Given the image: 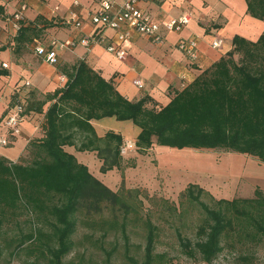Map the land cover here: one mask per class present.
Instances as JSON below:
<instances>
[{
  "label": "trees",
  "instance_id": "obj_1",
  "mask_svg": "<svg viewBox=\"0 0 264 264\" xmlns=\"http://www.w3.org/2000/svg\"><path fill=\"white\" fill-rule=\"evenodd\" d=\"M245 2L249 15L264 20V0ZM4 16L0 5V19ZM18 25L12 37L14 53L31 44L33 48L43 30L52 26L23 21ZM232 45L231 51L175 91L160 108L149 97L128 100L83 60L72 66L57 65L66 82L52 93L38 98L36 92L27 91L21 98L24 114L43 115V137L29 141L26 158L17 162L0 156V264H83L65 261L74 250L73 237L80 225L92 235L100 233L90 240L106 264L116 250L104 246L110 231L120 235L128 264H168L167 254L156 252L166 228L172 230L182 255L205 264H213L226 248L223 243L231 250L251 252L264 247V192L259 187L253 198L215 199L189 183L179 194L178 206L145 195L155 214L166 218L162 225L152 221V209L141 211L138 190L111 191L65 150L95 153L101 174L123 171V137L112 130L99 136L92 124L110 118L137 128L134 146L141 155L153 146L223 150L264 163V33L255 42L235 36ZM8 75L0 65V77ZM19 102L18 96L11 99L0 123ZM188 208L200 213L193 225L185 220ZM105 209L112 217L104 216ZM90 212L96 218H90ZM129 222H139L144 230L140 259L130 254ZM186 229L194 232L193 240L184 234ZM238 257L246 264L255 253Z\"/></svg>",
  "mask_w": 264,
  "mask_h": 264
},
{
  "label": "crops",
  "instance_id": "obj_2",
  "mask_svg": "<svg viewBox=\"0 0 264 264\" xmlns=\"http://www.w3.org/2000/svg\"><path fill=\"white\" fill-rule=\"evenodd\" d=\"M100 1L0 0V5L5 9V16L0 19V65L6 64L9 68V75L0 77V119L11 99L14 96L21 97V89L43 94L52 93L64 85V82L59 80L57 65L72 66L81 60L99 72L103 78L112 81L120 94L128 100L138 101L149 97L155 107L160 108L170 101L175 91L183 89L202 71L231 51L232 39L235 36L255 42L264 33V20L256 19L247 13L245 0H147L139 6L155 21L182 14H189L191 20L179 33H164L162 43H155L133 33L125 44L126 57L118 60L106 51L114 32L110 29L102 31L90 23L91 14L98 8ZM113 1L120 4L124 0ZM22 7L25 25H52L43 30L44 38L40 39L43 43L47 44L51 39L73 43L72 47L58 51L56 65H49L32 53L29 49L32 44L16 53L13 52V16ZM8 15H11V18L7 17ZM73 16L82 21L80 29L75 28L70 21ZM37 19H40L38 23ZM85 37L96 39L97 42L86 48L79 42ZM215 39L222 41L218 49L210 45ZM182 40L196 41L195 61H190L177 49L178 42ZM135 80H140L143 87L137 88L133 84ZM25 82H29L28 87H24ZM42 118V114L27 115L21 124V134L17 137L7 135L10 144L7 147L0 145V156L12 162H17L23 157L29 141L43 137ZM113 120L93 122L96 133L102 136L106 132H99L97 124L99 128L116 124L115 127L120 129L123 124L129 123ZM131 127L134 128L136 137L138 130L133 125ZM3 135H6L5 128L0 123V136ZM69 153L76 157L75 153ZM254 169L253 175L261 176V173Z\"/></svg>",
  "mask_w": 264,
  "mask_h": 264
},
{
  "label": "rangeland",
  "instance_id": "obj_3",
  "mask_svg": "<svg viewBox=\"0 0 264 264\" xmlns=\"http://www.w3.org/2000/svg\"><path fill=\"white\" fill-rule=\"evenodd\" d=\"M7 17L11 18V15ZM9 20L11 21V19ZM43 38L44 33H41L39 39L43 40ZM29 49L34 53L32 47ZM19 93H22L21 99L25 97L27 91L21 89ZM43 95V93L36 92L38 98H42ZM107 119L110 120V118ZM97 125L96 128L99 132L112 130L123 137L124 144L121 147L125 166L123 171L112 170L106 174H101L99 172L101 163L96 158L95 153H77L70 147L65 148V150L75 153L77 161L86 165L88 171L111 191L117 192L121 188L138 190L141 193L138 199L142 201L143 210L141 211L143 213L146 209H152L154 212V208H151L145 199V195L154 196L158 199L162 198L178 206L179 194L189 183L198 185L215 199L253 198L258 187L264 192V163L256 158L223 150H176L158 146H153L145 155H141L137 153L134 146L135 131L131 124H123L120 129L115 127L116 124L103 128H99ZM23 157L26 158V153ZM131 164L134 167H129ZM253 169L259 171L261 176L253 175ZM202 199L208 201L205 196ZM87 215L90 218H96L93 212ZM112 215L109 210H104L105 217L110 218ZM199 217L200 213L197 208H188L185 220L188 225H193L198 222ZM151 218L157 224L165 225L166 223V218H161L155 212ZM118 219L120 220V218ZM128 224L130 254L140 259L144 245V230L139 222H129ZM91 233L92 231L85 226L80 225L78 227L73 237L74 250L66 257V262L106 264L104 255L91 244V240L97 238L100 233L96 232L93 235ZM184 234L191 240L194 239V232L191 229L184 230ZM104 241L106 249L112 247L116 249L108 264H128L124 259L123 241L118 233L110 231ZM223 245L226 248L213 264H244L239 261L238 255L251 253H255V258L251 262L248 260L246 264H264V247H259L251 252V250L242 251L239 247L237 250H231L227 244L223 243ZM156 252L166 253L168 264H205L182 255L172 230L168 228L161 232L160 243L157 244ZM12 264L20 263L14 261Z\"/></svg>",
  "mask_w": 264,
  "mask_h": 264
},
{
  "label": "built area",
  "instance_id": "obj_4",
  "mask_svg": "<svg viewBox=\"0 0 264 264\" xmlns=\"http://www.w3.org/2000/svg\"><path fill=\"white\" fill-rule=\"evenodd\" d=\"M147 0H124L117 4L113 0H101L98 8L91 14L90 23L99 27L102 31L112 30L114 32L112 42L106 47V51L118 60H123L127 53L125 44L133 33L143 36L155 43L164 41L163 34L166 32H181L189 24L191 17L189 14H182L178 17H168L161 21H155L144 10L140 8V3ZM24 8H20L13 16L14 31L19 28L18 22L23 21ZM70 21L77 29L82 27V21L77 16H73ZM80 44L89 48L91 44L96 43V39L82 38ZM222 41L215 39L211 42L212 48H220ZM73 43H64L56 39H51L47 44L41 40L33 42L34 54L43 62L49 65L57 63V53L59 50L72 47ZM177 49L181 51L190 61L197 59V43L194 40H182L177 44ZM3 69H8L6 64H2ZM60 82H66L64 75H59ZM133 84L137 88H142L143 83L135 80ZM29 86L25 82L24 87ZM25 100L12 106L3 119L2 125L5 128V134L0 136V145L7 147L10 144V137H17L21 134V124L26 118L24 114ZM8 135V136H7Z\"/></svg>",
  "mask_w": 264,
  "mask_h": 264
}]
</instances>
